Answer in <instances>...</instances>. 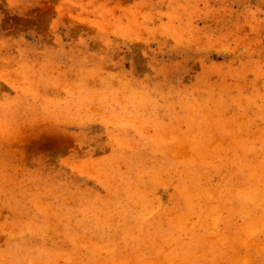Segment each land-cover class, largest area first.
Masks as SVG:
<instances>
[{"label": "rangeland", "instance_id": "rangeland-1", "mask_svg": "<svg viewBox=\"0 0 264 264\" xmlns=\"http://www.w3.org/2000/svg\"><path fill=\"white\" fill-rule=\"evenodd\" d=\"M0 264H264V0H0Z\"/></svg>", "mask_w": 264, "mask_h": 264}]
</instances>
